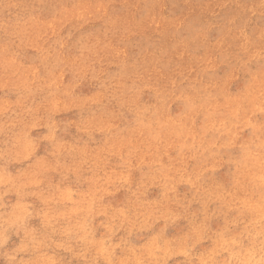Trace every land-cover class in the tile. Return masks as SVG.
Segmentation results:
<instances>
[{"label":"rangeland","instance_id":"1","mask_svg":"<svg viewBox=\"0 0 264 264\" xmlns=\"http://www.w3.org/2000/svg\"><path fill=\"white\" fill-rule=\"evenodd\" d=\"M0 264H264V0H0Z\"/></svg>","mask_w":264,"mask_h":264},{"label":"bare ground","instance_id":"2","mask_svg":"<svg viewBox=\"0 0 264 264\" xmlns=\"http://www.w3.org/2000/svg\"><path fill=\"white\" fill-rule=\"evenodd\" d=\"M234 6V5H233ZM186 8V7H185ZM231 12H233V11H231ZM225 19V18H224ZM230 26V25H229ZM228 28V27H227ZM226 30V29H225ZM228 30H229V28H228ZM232 31H234L233 29L231 30V32ZM224 32V31H223ZM236 32V31H235ZM235 34V33H234ZM238 34V33H237ZM231 35V34H230ZM232 35H233V33H232ZM239 35V34H238ZM232 37V36H231ZM236 37V36H235ZM238 37V36H237ZM242 40V39H241ZM240 42H242V41H240ZM240 42L238 43V44H240ZM213 45V44H212ZM216 46V45H215ZM232 104V103H231ZM233 104H234V102H233ZM237 104V103H236Z\"/></svg>","mask_w":264,"mask_h":264}]
</instances>
